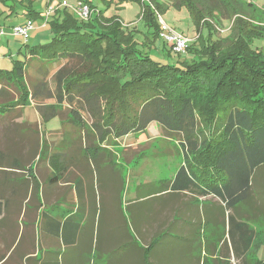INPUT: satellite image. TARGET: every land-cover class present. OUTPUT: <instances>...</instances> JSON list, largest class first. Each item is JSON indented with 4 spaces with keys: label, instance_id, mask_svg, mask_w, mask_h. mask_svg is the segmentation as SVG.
<instances>
[{
    "label": "trees",
    "instance_id": "16d2710c",
    "mask_svg": "<svg viewBox=\"0 0 264 264\" xmlns=\"http://www.w3.org/2000/svg\"><path fill=\"white\" fill-rule=\"evenodd\" d=\"M0 1L10 6V13H17L15 0ZM79 1L91 10L88 20L77 18L65 7L58 8L46 22L52 32L50 41L30 48L24 45L28 56L38 61L35 91L28 85L25 62L16 60L10 70L0 69V98L7 94L3 85L18 92V97L0 105V110L31 105L32 97L36 100L39 91L45 90L42 85L48 84L40 76L47 75L49 66L60 64L51 77L50 92L45 90L43 95L49 101L38 107L44 121L61 119L60 112L67 106L71 110L67 120L81 131L80 145L87 141L86 148L115 144L127 135L143 133L152 123L177 133L183 161L174 178L159 190H171L174 197L188 193L196 198H216L221 203L218 208L230 211L227 235L234 257L240 264H262L252 254L257 231L243 221H257L259 207L264 219V50L251 46L253 40H264L263 28L251 24L244 12L240 14L242 7L246 13L258 11L256 4L253 0L169 2L177 9L186 8L197 32L207 27L211 35L219 17L238 18L225 36L210 38L198 49L193 42L186 50L195 56L191 61L185 58L178 64H160L137 50L132 32L118 16L106 17L94 0ZM98 1L108 8L129 0ZM130 1L142 3L141 18L154 28L152 38L156 39L158 13L168 6L154 0ZM21 2L28 20L42 16L31 0ZM251 210L256 214L250 216ZM207 211L204 209L207 217L203 218L208 225L213 218ZM175 221L173 237L183 235V222ZM201 221L193 226L195 234ZM169 234L168 230L158 233L146 252ZM260 234L264 235V227ZM221 261L225 264L221 258L216 264Z\"/></svg>",
    "mask_w": 264,
    "mask_h": 264
},
{
    "label": "crops",
    "instance_id": "0c3cea01",
    "mask_svg": "<svg viewBox=\"0 0 264 264\" xmlns=\"http://www.w3.org/2000/svg\"><path fill=\"white\" fill-rule=\"evenodd\" d=\"M64 3L59 1L56 9L66 7ZM40 13L45 20V12ZM5 49L10 51L8 45ZM22 51L19 48L16 55L4 51L3 57L17 59ZM0 69L10 70L4 64ZM15 108L0 111L7 116ZM18 121L28 124L22 117ZM63 136L51 133L46 139L42 132L41 148L36 151L0 149V264H157L151 259L156 247L150 253L146 249L163 230L170 232L166 237L171 240L175 220L184 224L181 236H194L193 226L202 220L207 205L195 209L184 202L176 208L180 214L172 218L164 212L154 221L138 206L156 197L174 196L171 190H159L156 183L161 180L137 184L130 198L124 199L122 164L108 157L116 149L70 148L69 143L63 144ZM141 187L147 188L142 197Z\"/></svg>",
    "mask_w": 264,
    "mask_h": 264
},
{
    "label": "rangeland",
    "instance_id": "374dc122",
    "mask_svg": "<svg viewBox=\"0 0 264 264\" xmlns=\"http://www.w3.org/2000/svg\"><path fill=\"white\" fill-rule=\"evenodd\" d=\"M21 1L22 0H15V4L17 5L15 8L17 11L16 14L10 13V10L7 8L10 6H5L4 3L0 1V30L2 29L5 32L4 34H0V44H2L0 45V66L4 64L7 68L11 69L13 68V63H15L14 61L18 60L20 62H25L27 65L28 85L30 89L35 91L36 89L34 88L33 83L35 82V79L39 77V75H37L39 72L37 67L38 61L36 58L31 59L22 47L25 44L28 45L29 48L38 45V43L44 44L45 42L50 41L52 38V32L46 27L45 20L38 18L32 20L33 29L28 34L26 42H24L23 38L7 35V33H10L13 26L22 25L28 20L24 15V12L21 11ZM31 1L34 10L45 12L48 7L56 9L58 2L62 0ZM78 1L79 0H66L65 7L77 18L78 15L75 13L74 7L77 6ZM154 1L168 6L164 11L158 13L157 19L160 30L156 39L152 38L154 28L146 26L144 19L141 18L143 9L142 3L129 0L124 1L120 7H115V3H112L108 8H105V6L98 0H94V3L100 10H104L106 17L113 15L118 16L124 28L132 32L134 40L137 43V50L146 53L152 60L160 64H178V62L185 58H188V60L191 61V58L195 57L192 53L185 51L184 53L177 54L171 49L170 46L172 42L170 40L169 42L165 40L171 32L186 37L188 39L187 48L195 42L194 45H196V48L198 49L202 42H208L210 38L215 39L225 36L228 33L229 27L234 24L238 18L234 17L235 15L226 16V19H220V17L219 19L217 18L218 25H214L215 32L212 31L210 35L207 27L202 28L200 32L196 31L186 8L182 7L177 9L169 6L168 3L173 0ZM253 2L256 4V9L258 11L254 10L253 12L246 13L247 9L243 10L242 7V12L240 14H243L244 12L246 18L252 21L251 24L263 28L261 30V36L264 37V0H253ZM236 10L239 12L238 9ZM163 24L166 26V29L164 30L162 29ZM7 45L14 55H16L19 48L24 52L22 51L21 54L17 55V59L12 60L14 57L12 56L11 60H9V58L3 57L4 51L6 53L10 52L5 49L7 48ZM251 46L253 48L264 50V40H253ZM59 65L60 64L56 63L49 66L47 75L40 76L42 82L48 83L46 87L42 85V89L48 90L51 88L49 87L52 85L51 77ZM3 87L7 94L0 98V105L15 100L18 97L17 90L12 86ZM45 90H37L36 92L39 91L38 98L35 100L32 97L30 100L31 105L29 106L15 108V106H17L15 105L14 108L16 110L10 112L7 116L5 115V112L0 111V116H3V119L0 120V149L7 148L14 150L25 148L30 151H36L41 148L40 135L42 132L46 139H50L49 135H51V133H58L60 136L66 135L63 136V144L67 146L69 143L71 145L70 148L84 147L83 141H81L82 145H80V140L76 139L81 135V131L67 120V114L71 111L67 106H64L60 112L61 119L53 117L44 121L43 119L38 118L37 113H41L39 112L38 107H44L45 105L40 104L49 101L43 99ZM48 91L50 92V90ZM21 117L23 120H27L26 122H28V124L25 122L26 126L17 123ZM84 118L88 121L87 117L84 116ZM2 133L3 136H1ZM180 142L181 137L177 133L166 132L158 124L152 123L143 133L127 135L126 137L118 139L115 144L110 143V145H107L102 143L100 148L116 149L114 151V156L108 155V157L111 160L117 158L122 164L124 176V193L122 197L125 199L128 196L129 199V193L136 189L137 184L139 185L152 180H161V182L156 183V185L160 187L161 184L169 183L174 178L175 173L183 161ZM85 145H88L87 141L85 142ZM146 189L147 188L145 187L140 188V197L144 195ZM178 195L177 199L174 196L156 197L146 203L140 204L138 209L150 213L153 220L157 221L158 216H163L165 214L164 212H169L172 215V218L177 213L180 214V211L176 209L177 206L184 204V202H188L189 204L192 203L195 209H199L201 205H207L209 211L211 209V212H207L210 213V218L213 219L207 225V223L204 222V218L207 217L205 214L204 218H201L203 221L200 222L197 234L194 233L192 240L188 238V241H186L187 238H183L181 235L173 237V234L171 240L169 237L162 239L152 253L151 259L158 262L157 264H203L204 260V264H216L217 259L220 261L221 258L225 261V264H240L230 250V240L227 235V217L230 211L225 210L223 207L218 208L221 203L215 198L192 197L190 199L188 195ZM216 207L218 208L217 213H215ZM124 210L131 213V210H127L125 205ZM262 210L264 211V207H262ZM253 213L256 214V211H249L250 216H253ZM259 213L260 207L258 208L257 221H243L257 231V236L254 240L255 247L253 248L254 245L252 246V254L254 258L260 259L263 261L262 264H264V235L260 234L261 228L264 227V219L260 217ZM128 221L131 223L130 219H128ZM212 233H215V235H212ZM211 235L213 237H211ZM218 237L222 240L219 241ZM208 242L213 244V247H211V244L206 246L205 244ZM209 247L210 249H207ZM247 257L250 259V254H248ZM220 264H222V261Z\"/></svg>",
    "mask_w": 264,
    "mask_h": 264
},
{
    "label": "built area",
    "instance_id": "2783aa9c",
    "mask_svg": "<svg viewBox=\"0 0 264 264\" xmlns=\"http://www.w3.org/2000/svg\"><path fill=\"white\" fill-rule=\"evenodd\" d=\"M63 5L66 6L65 3ZM55 10L56 9H52V7H48L45 13L43 14L45 20H48L50 15L54 13ZM74 11L75 13H77L78 18L84 21L88 20L91 14V10L89 9V7L81 1H78L77 6L74 7ZM32 29H33V22L31 20H27L22 25L13 26L12 29L10 30V34L13 35L14 37L23 38L24 41L26 42L28 39V34ZM162 29L163 30L166 29V26L164 24L162 26ZM4 33L5 32L1 29L0 34H4ZM165 40L167 42H169V40L172 42L170 47L177 54L184 53L187 49L188 39L183 35H179L171 32L166 37Z\"/></svg>",
    "mask_w": 264,
    "mask_h": 264
}]
</instances>
